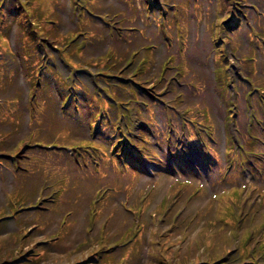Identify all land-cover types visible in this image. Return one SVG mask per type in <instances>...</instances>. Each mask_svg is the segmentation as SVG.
Here are the masks:
<instances>
[{
	"label": "rangeland",
	"instance_id": "1",
	"mask_svg": "<svg viewBox=\"0 0 264 264\" xmlns=\"http://www.w3.org/2000/svg\"><path fill=\"white\" fill-rule=\"evenodd\" d=\"M3 1L6 7H2L4 14L3 22L0 23V208L7 210L8 201L19 203L21 200H28L37 191V198L40 200L37 208L50 209L37 214L35 218L20 216L21 221L16 223L15 228L12 224H0V264H4L2 260L5 259L3 257L7 250L15 248L12 243L15 237L12 235L17 231H26L30 222H38L43 228L31 234L33 242L47 238L50 243V246L43 249L42 257L33 264H66L69 256L86 255L85 250L91 246L87 241L80 243L79 231L83 223L78 227L73 223L71 233L63 236V232L61 235L55 233L53 227L60 209L91 208L85 204L93 198L100 199L102 195L97 194L99 189L103 192L113 189V193L108 195V203L100 199L96 204L107 208H161L160 203L162 208H216L214 202L209 206L203 201L213 197H207V194L194 195L193 186L181 184L188 181L195 187H213L201 178L202 164L195 149H182L187 142L184 141L186 132L181 119L180 108L183 107L180 102L197 103L216 115L219 114L221 108L214 105V97L217 99L214 83L207 91L195 80L202 74L207 80H211V67L208 65L212 53L226 67L221 49L214 52L220 46L219 38L221 45L229 43V37L224 35V31H221L220 36L215 33L221 30L222 23L233 26L234 34L231 35L230 43L247 44L250 48L258 45L260 48L257 51L262 53L257 57L256 65L264 62V42H257L259 36L264 38V0H157L159 5L155 0H149V5L145 4L146 0H22V4L18 0ZM231 3H236L240 12L244 8L246 11L241 16L229 18ZM245 23L253 29L251 32L244 29ZM76 32L82 34L81 38L72 37ZM206 35L210 41L209 46L204 37ZM68 40L70 42L65 46ZM250 48L235 47L234 55L241 54L237 57L239 62L235 60L233 63L227 58L225 80L219 86L227 83L231 93L242 87L243 91L247 90L244 95L257 99V95L250 94V84L253 83L245 82L246 78L251 80L250 67L255 65L256 59ZM229 49L232 51L231 46ZM56 50L69 55L64 62L73 64L72 70L60 61ZM74 52L77 56H73ZM169 57L171 61L167 62ZM46 61L47 70L43 68ZM161 66L164 68L162 71ZM36 69L41 70L39 73L45 69L40 75L43 81L39 91L40 101L26 95V86L33 83ZM74 69L83 71H73ZM97 69L105 70L103 75H107L111 84V93L107 92L105 102L104 99L100 100L101 94L96 91L95 85L102 88V84L94 76ZM220 71L214 69L213 74ZM74 73L80 74L77 77ZM54 75L64 80L65 87L71 83L81 87L79 100L76 99L77 110H72L75 99L70 98L69 90L52 83L51 76ZM191 84H196L199 91H194ZM112 85H118V88ZM134 86L139 89L140 97L131 92ZM226 92L227 89L220 91L219 96L223 98ZM67 95L68 106L60 105ZM171 98L172 105L164 112L158 101L166 102ZM102 102L104 106L111 107L112 113L113 104L130 111L129 120H126L128 129L124 128L125 121L109 119L108 124L118 125L115 131L105 129L99 132L100 135L93 132L91 121H94ZM140 102L147 104L144 114L138 111L142 109ZM31 103H34L36 118L31 125H27V106ZM197 104L188 106L193 108ZM63 112V116L59 115ZM121 112L123 110L120 109L119 115ZM185 113V121L190 127H194L195 133H200L208 126L214 128L208 110L197 113L188 107ZM231 113H236V127L239 128L240 125L244 130L246 126L249 127L242 116L241 106L231 103ZM115 116L114 113L111 115L113 118ZM141 118L144 124L141 123ZM263 118L264 108L253 113L255 124H261ZM164 124L168 127H164ZM170 127H174L177 135L166 139L168 128L170 132L172 130ZM61 132L65 135L58 139L60 144L78 140H88L99 146L102 143L105 156L101 157L89 148H83L82 152L71 150L75 163L64 169L57 166L56 169L57 186L63 187L64 182L67 185L63 204L58 205L52 203L50 197L40 196L52 180V170H45L42 179L33 173L38 162L33 163L27 173L11 169L9 165H14L15 162L10 154L20 143L27 144V136H32L33 133L38 140L44 139L46 143L53 135ZM252 138L257 146V134ZM243 140L245 143L246 138L243 137ZM127 146L138 152L141 164L118 167L119 159L115 152L122 148L123 160H128L130 154ZM24 150L26 148L17 153L21 160L27 156L36 159L45 151L43 148H31L27 152ZM176 151L187 157L184 174L173 173V168L165 165L170 153L175 155ZM164 152L167 153L166 156ZM262 152L264 154V150ZM69 154L70 151L66 150V155ZM237 155L238 153L235 159ZM107 156L115 157L112 167L105 163L108 162ZM85 159L88 160L87 165ZM148 165L152 172L162 170L160 179L152 186H138V182L147 181ZM131 171L134 174L132 178L129 177ZM91 174L97 177L96 181L90 178ZM256 177L258 179L252 182V187L264 190V163ZM215 180H218L217 176H211L209 182L214 183ZM125 186H129L128 200L123 192ZM228 191L239 196L243 189L233 188ZM146 198L147 202L150 199L148 207L144 203ZM218 200L220 198L215 201ZM246 201H250V198L243 196L242 206ZM123 203L125 207L119 205ZM218 213L219 222L228 227V238H231L228 217L220 209ZM114 222L113 218L112 223ZM244 235L247 236L245 232H241L237 243H240ZM121 236L122 234L116 235L114 240L119 241ZM220 244L217 243V246ZM184 251L185 246H181L180 254L177 258H172L175 261L172 264H184L192 258V255ZM14 252L11 253L12 256Z\"/></svg>",
	"mask_w": 264,
	"mask_h": 264
},
{
	"label": "trees",
	"instance_id": "2",
	"mask_svg": "<svg viewBox=\"0 0 264 264\" xmlns=\"http://www.w3.org/2000/svg\"><path fill=\"white\" fill-rule=\"evenodd\" d=\"M19 1V4H22V0H18ZM5 7H6V5H5Z\"/></svg>",
	"mask_w": 264,
	"mask_h": 264
}]
</instances>
